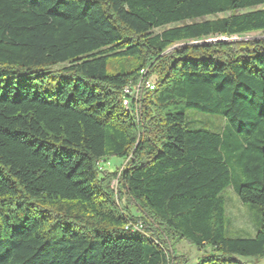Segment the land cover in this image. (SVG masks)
Instances as JSON below:
<instances>
[{"label":"trees","instance_id":"obj_1","mask_svg":"<svg viewBox=\"0 0 264 264\" xmlns=\"http://www.w3.org/2000/svg\"><path fill=\"white\" fill-rule=\"evenodd\" d=\"M259 7L0 0V264H171L160 233L209 247L198 264L264 259V9L239 14ZM114 56L134 65L108 74ZM143 72L141 125L121 95ZM189 110L224 127L191 128ZM228 188L261 209L253 238L226 235Z\"/></svg>","mask_w":264,"mask_h":264},{"label":"rangeland","instance_id":"obj_2","mask_svg":"<svg viewBox=\"0 0 264 264\" xmlns=\"http://www.w3.org/2000/svg\"><path fill=\"white\" fill-rule=\"evenodd\" d=\"M264 9V7H259L251 10H245L239 12L245 13L255 10ZM228 14L220 15L217 18L227 17ZM213 19V18H210ZM174 26H169L167 28H172ZM165 28V29H167ZM164 29H159L154 31V33H160ZM252 36H244L238 40H247L252 38ZM232 40H237L236 37ZM214 41L212 39L206 40L204 42ZM194 42V44L202 43ZM134 65L133 58H125L121 56H114L107 59V73L108 74H117L123 71H128ZM61 67H56L54 69H60ZM147 76L150 79H153L151 73H147ZM143 107L140 102L139 107L137 108V113L135 118L139 124H143ZM188 121L193 123L190 125L191 128H203L212 132H220L221 128L224 127V120L220 116L204 114L197 110H189L186 113ZM126 161L118 158H109L105 161L99 163V168L101 171H117L119 175L122 168L125 166ZM118 181L117 179L113 180L110 184V187L117 191ZM223 197L225 199V225H226V235L232 238L238 237H248L253 238L260 228L261 225V209L257 206L250 204H242L236 194L230 189H226L223 192ZM121 207H127L129 211L141 222H145L146 215L143 213H137L136 205L128 199L126 196L123 197L122 201L119 203ZM160 239L163 241V245L168 250V255L171 259V264H198L200 258L204 253L209 254L210 248L203 247L200 249L197 246H193L185 241L178 240H169L162 233H160ZM242 263L246 264H264V259L254 260L251 258L243 257H234Z\"/></svg>","mask_w":264,"mask_h":264},{"label":"built area","instance_id":"obj_3","mask_svg":"<svg viewBox=\"0 0 264 264\" xmlns=\"http://www.w3.org/2000/svg\"><path fill=\"white\" fill-rule=\"evenodd\" d=\"M154 90V83L147 76L146 72L142 73V76L135 84H129L122 90L121 95V104L125 109L132 107L134 115L137 113V108L140 105L142 98L145 93L151 92ZM126 229H131L133 232H139L143 229V222L136 220L135 223H129L126 226Z\"/></svg>","mask_w":264,"mask_h":264}]
</instances>
